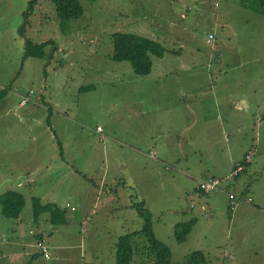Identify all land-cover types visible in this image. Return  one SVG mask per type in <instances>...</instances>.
I'll return each instance as SVG.
<instances>
[{"label": "rangeland", "instance_id": "obj_1", "mask_svg": "<svg viewBox=\"0 0 264 264\" xmlns=\"http://www.w3.org/2000/svg\"><path fill=\"white\" fill-rule=\"evenodd\" d=\"M27 2L28 0H0V63L7 65L11 61L15 63L21 56L23 46L15 28L22 21V11ZM214 2L220 3V6L216 7ZM80 3L83 6V13L77 18L61 22L55 14L51 0H36L29 18L31 23L27 27V35L33 41L53 39L59 47L49 56L52 45L47 44L37 55L31 57V77L34 79V69L41 62L40 72L44 70L42 78H45L44 80L37 78L30 83L35 91L33 96L43 93L45 100L56 102L57 109L58 104L63 106L69 99L75 105L76 98L81 96V100L77 102L78 112L76 114L70 112L72 117L77 115L78 119L84 121L98 120L101 125L104 127L107 125L113 130H118V125L122 123L118 117L123 115L124 110L119 104L122 90L133 86L131 82L121 85L122 82L119 83L118 80L108 83L109 81L105 79L109 67L116 68V72L119 71L117 69L119 67H115L118 66V62L112 60L109 55L112 49L110 35L117 30L136 32V29L140 31L144 29L146 31L141 33L145 36L157 40L169 37L168 41H180L184 47L185 61L191 65L197 64L194 71L198 77L210 76L213 85L211 87L214 89L216 82L213 80L217 81L220 75L217 66L228 64L231 69L227 74L231 72L234 76L245 74L251 77L256 76L258 72L264 74V14L257 10L255 0H80ZM242 3H246V6ZM158 27L163 28L165 33L158 30ZM211 29L216 30L217 38L207 42L206 37ZM231 31L234 32L233 35ZM155 32L160 35L155 36ZM239 42L241 44H238ZM202 60L204 68L200 67ZM124 62L123 64L127 65H122L121 71L125 75L126 72H133L129 61ZM112 69L110 74L115 72ZM27 72L23 71L22 76L12 84V87H17L23 93L29 86L27 78L24 77V74L30 76V73L26 74ZM188 73V70L179 72L184 76ZM214 74L217 78L212 76ZM134 76H139L144 89L150 87L148 79L143 75ZM89 82H95L91 83V88L97 89L80 93V86ZM109 86H112V89ZM237 88L244 90L237 95L239 100L247 101L249 107L254 108L252 115L261 113L263 118L259 124L251 121L248 125L239 119L238 128L235 130L216 131V127L212 125L208 132L209 136L219 141V149L225 148L226 145L231 148V157L235 163H243L244 166L247 161L243 160L245 152H254L249 165L245 164L248 166L247 170L239 175H230L233 166L231 160L228 162L226 172L228 174H215L222 180V187L227 189L219 196L220 202H225L224 206L212 210L201 209L199 204L204 203V198L208 195L196 194L197 199L192 200L191 192L188 193L187 190L182 192L187 186L185 187L184 183L185 176L179 173L175 175L174 180H169L164 185L159 183L157 186L156 191L164 188L165 194L160 195L163 201L155 209L157 212H152V221L163 241L170 247L173 262L181 261L190 251L202 249L211 264H264V200L261 199L264 191V78L263 80L248 78L241 81ZM204 104L208 106L213 102L207 98ZM208 111L206 112L208 117H215L216 110ZM113 113L114 118H104V114L112 116ZM242 116L243 114H238L239 118ZM77 128L80 130L84 126L78 124ZM35 131H26L23 136L32 137ZM47 132L49 136V131ZM193 132L194 130L190 133ZM206 133L207 131H204L201 135L198 130L200 137L204 138L207 136ZM119 136L125 139L124 136ZM114 140L123 143L122 138ZM95 142L101 155L102 143L97 138ZM107 150L105 156L102 154V161L105 159V162L101 161L94 169L92 178L99 183V176L103 173L102 167L105 164L107 173L103 188L111 187L113 192L110 194L104 190L98 203L94 206L92 201L86 208L91 217L90 221L82 216L83 209L79 208L80 194L72 192L73 188L80 191L85 188L67 181L58 188L50 186L56 179L52 177L42 184H37L34 190H54L56 193L50 195L58 197L59 206L68 199L76 207L68 211L66 224L57 225L50 223V220H44L45 223L38 226L31 219L33 209L30 198L26 199L19 214L22 217V227H19L21 231L17 230V227L21 226L17 217L4 216L0 211V264H104L111 256L115 257L119 227L123 226L124 230L130 231L133 227H139L142 220L134 208L129 209L127 206L128 194L131 191L128 192L127 180L119 176L120 150L115 146H110ZM127 155V153L123 155L122 160L127 159ZM222 156L225 158V155ZM143 163L148 168L150 161ZM179 163L169 162L172 167L164 170V174L167 177L172 175L173 164L180 169H186L188 164L198 162L182 159ZM146 173L147 171L139 166L140 177ZM153 179L160 182L159 176L155 175ZM165 182L167 180L164 178L163 183ZM90 186L92 187V184ZM244 186L249 187L252 193L246 194L241 191ZM228 192H232L235 197L229 199ZM181 193L183 197L180 196ZM249 196L262 208L255 206L252 201L245 202ZM109 199L112 201L109 202ZM227 201V207L231 206V213L227 212ZM193 204L195 205L193 212L183 214V211ZM231 214L233 220L230 223ZM42 215L43 212L39 217ZM191 215H195L200 221L193 229L191 227L193 231L187 240L179 242L171 232V225L178 221H187ZM159 227L163 228L162 233L159 232ZM41 228L45 235L40 243L48 246L50 257L46 259L39 254L30 258V253L24 255V251L34 252L38 249L33 243L30 244L28 236H33L30 230L35 233V230ZM167 228L168 232L165 231ZM141 242L138 238L132 264H151L145 258L139 261L137 251L142 246Z\"/></svg>", "mask_w": 264, "mask_h": 264}, {"label": "crops", "instance_id": "obj_2", "mask_svg": "<svg viewBox=\"0 0 264 264\" xmlns=\"http://www.w3.org/2000/svg\"><path fill=\"white\" fill-rule=\"evenodd\" d=\"M215 6L219 7L220 3L217 2ZM157 25L159 26V24ZM17 27L18 25L15 28L16 33H18ZM158 30L165 33L163 28L158 27ZM135 31V33L145 36L141 31L146 30L141 29L140 31L136 29ZM209 33L213 34L211 40L217 38L216 30L211 29ZM208 34L206 41L211 42V40H208ZM231 34L233 35L234 32L231 31ZM154 35L159 36L160 34L155 32ZM19 37L21 38V41H19L23 46L19 60L15 63L11 61L8 65L0 63V90H5L4 95L0 98V193L6 189H15L24 195L25 202L27 198H30L31 201L32 196H37L42 203H52L54 206L65 211V223L57 224L62 225L68 222V211L74 210L76 207L68 199H65L63 204L59 206L57 204L58 197L50 195L51 193H56L54 190L35 191L34 188L37 184H42L51 177L56 179L50 186L57 188L64 185L66 181L75 185L80 184L85 189L80 191L73 188L72 192L80 194L79 208L83 209L82 216L90 221L91 217L86 208L91 205L92 201L95 206L104 190L110 194L113 192L111 187L110 189L103 188L106 184L107 173L105 164L102 167L103 173L99 176V183L92 178V174L94 169L100 165L102 154L105 156L108 153L107 148L115 146L120 150L121 154V162L119 163L121 175L119 176L127 180L129 186L128 192L131 191L128 194L129 202L127 206L129 209L134 208L131 205L133 202L143 200L151 214L153 211L157 212L155 209L163 201L160 195L165 194L164 188L161 191H156L158 184L164 185L169 180H174L177 173L185 176L184 183H186L185 187H187L182 192L185 190L188 193L191 192L190 195L193 196L191 197L192 200L197 199L196 194L208 195L204 198V203L201 202L199 204L201 209L212 210L224 206L225 202L221 203L219 196L221 192H226L224 191L227 190L226 188L221 187L205 192L200 190L197 185L200 178L209 176L219 177L215 174H228L226 172H228V162L230 160L233 165L232 169L237 164L231 157V148L226 145L225 148L221 147L219 149V141L209 136L208 132L212 128V125L216 127V131L225 129L235 130L238 128L239 119L245 125H248L251 121L259 124V121L263 118L262 114L252 115L254 108L249 107L247 101L239 100L237 93L244 90L237 88V86L240 85L241 81H246L248 78L263 80V73L258 72L256 76L252 75L251 77L242 74L237 75L239 76L237 77L231 72L227 74L231 69L228 64L217 66V71L220 75L217 81L216 79L213 80L216 82V89H214L211 87L213 85L210 82V76H205L204 78L198 77L194 71V67L197 64L191 65L185 61L184 47L180 41H168L169 37H164L160 40L155 39L165 47V50L162 54H150L152 61L151 69L149 73L143 75L150 83L148 89H144L139 76H134L137 75L135 72H126L127 75H125L121 71V67L127 65L123 64L125 60L117 61L118 66L115 67H119L117 68L119 69L118 72H116V68L114 67L113 69L111 67L108 68L109 75L105 76V79L109 81L108 83L118 80L119 83L122 82L121 85L131 82L130 84L133 86L132 88L129 86L128 89L122 90L119 104H121L124 110L123 115L118 116L120 117L119 120H122V123L118 125V130H113L112 128H108L107 125L104 127L98 120L95 122L91 120L84 121L78 119L77 115L76 117H72L70 112H74L75 114L78 112L77 102L81 100V96L76 98L75 105L72 104L70 99L63 106L58 104L59 109H57L56 102L51 103L45 100L43 93L40 92L36 96H33L35 91L30 83L37 78L44 80L45 78H42L44 77V70L42 69L40 72L42 65L40 62V65L34 69V79L31 77L30 59L37 55L39 50L34 55L23 57L24 38L20 34ZM174 44H177V46ZM238 44H241V42ZM193 57L197 56L193 55ZM202 62L203 60L200 63V67L204 68ZM110 69L115 70V72L110 74ZM183 70H188L189 73L185 76L179 74ZM23 71H28L26 74L30 73V76L24 74V77L27 78L26 82L29 84L24 93L17 87H12L13 82H16L22 76L21 73ZM212 76L217 78L215 74ZM11 80H13L12 83ZM91 83L95 84V82L85 84L87 86L86 89H82L85 86L82 84L79 88L80 93L96 90L97 88L95 87L91 88ZM109 87L112 89V86ZM30 89L33 90L30 94L31 100L21 105V96L27 94ZM207 98L212 100V105L207 106L204 104ZM215 110V117H208L206 115L207 111L213 112ZM239 113L243 114L240 118L238 117ZM114 117V113L112 116L104 114V118ZM78 124L83 125L84 128L79 130L77 128ZM97 125L102 127L101 133L96 130ZM31 130H36L34 136L28 138L23 136L24 132H30ZM192 130L194 132L191 134ZM198 130H200L201 135L204 131H207V136L205 135L204 138L200 137ZM47 131H49V136ZM118 134L124 136L125 139ZM108 137L109 139H107ZM118 137L122 138V144L120 143L121 141L116 142L114 140ZM96 138L102 143L101 155L98 144L95 142ZM248 152H250L251 156L244 163L243 169L236 175H232L231 170L229 172L231 176H237L242 171L247 170L248 166L246 165H249V161L254 156V152L247 151L244 154L243 160ZM126 153L128 154L127 159L122 160V156ZM222 155H225V158ZM220 158L222 159L221 161ZM182 159H186V161L194 160L198 163L188 164L186 169H180L173 164L174 171H171L172 175L168 176V178L164 174V170L171 169L172 166L169 162L180 164L179 162ZM146 161H150L148 168L143 163ZM102 162L104 163L105 159ZM139 166L147 171L142 177L138 174ZM219 170H222V172ZM89 173L90 175H88ZM155 175L160 177V182L153 179ZM198 175L202 177H198ZM164 178L167 180L165 183H163ZM90 184H92V187ZM241 191L246 192V194L252 193L247 186H244ZM253 192L255 194V189ZM180 196L183 197L182 193ZM109 197L113 198L112 196ZM132 197L135 200L132 201ZM228 198L233 199L229 195ZM261 199L264 200V191L261 194ZM110 201L112 199H109ZM250 201H252L251 196L245 200V202ZM253 204L262 208L260 204L254 202ZM227 205L228 201L226 207ZM194 207L195 205L193 204L192 207L185 209L183 214L192 213ZM227 212L231 213V206L227 207ZM155 214L158 216L157 213ZM38 217L36 219L33 215L31 217L38 226L44 224V220L49 221L48 212H43V215ZM17 218L21 224V226L17 227V230L21 231L19 227H22V217L18 215ZM38 219L41 220L39 221ZM188 220H192V229L200 221L195 215H191ZM232 220L233 215L231 214L229 216L230 223ZM142 223L143 221L139 222L140 226L133 227L130 231L140 229ZM177 223L171 225L173 236ZM152 228L155 236L163 241V237L157 232L153 221ZM192 229L189 230L183 241L187 240V237L193 231ZM30 231L33 235L28 236L30 244L33 243L38 249L34 252L24 251V255L30 253V258L39 254L43 256L38 246L42 242L45 231L43 228L35 230V233L33 230ZM165 231L168 232V228ZM125 232L128 231L124 230L123 226L119 227L117 237ZM159 232H163L162 227H159ZM163 242L165 243V241ZM139 261L141 260L139 259ZM113 263L114 258L112 256L108 258V261L104 262V264Z\"/></svg>", "mask_w": 264, "mask_h": 264}, {"label": "trees", "instance_id": "obj_3", "mask_svg": "<svg viewBox=\"0 0 264 264\" xmlns=\"http://www.w3.org/2000/svg\"><path fill=\"white\" fill-rule=\"evenodd\" d=\"M59 21L77 18L83 13L80 0H51ZM244 1V0H243ZM258 11L264 14V0H255ZM36 0H28L22 11V21L17 27L18 33L24 38L23 57L34 55L38 50L51 44L49 56L57 49L53 39L33 41L27 35V27L30 25V15ZM246 6V3H242ZM253 8V7H252ZM112 50L110 58L115 61L127 60L130 62L133 72L139 75L149 73L152 65L151 53L162 54L165 47L157 40L131 31L117 30L111 33ZM85 87V86H83ZM87 88V87H85ZM5 90H0V98ZM246 162V161H245ZM201 190V189H200ZM33 216L36 219L42 212L49 213V220L53 224L65 223V211L52 203H42L37 196L31 198ZM25 204L24 195L15 189H6L0 193L1 213L7 217H17ZM142 218V226L138 230L128 231L117 237L115 244V257L113 264H132L136 253L137 239H141L138 248V257L148 259L151 264H211L205 253L196 249L185 254L179 262L171 260L170 247L158 239L152 228V217L143 200L131 204ZM192 226V220L181 221L175 225L174 236L178 241H183ZM145 249H144V248Z\"/></svg>", "mask_w": 264, "mask_h": 264}, {"label": "built area", "instance_id": "obj_4", "mask_svg": "<svg viewBox=\"0 0 264 264\" xmlns=\"http://www.w3.org/2000/svg\"><path fill=\"white\" fill-rule=\"evenodd\" d=\"M215 5H217V2H215ZM212 38H213V34L209 33L208 34V40H211ZM32 92H33V90L30 89L27 94H23L21 96V99H20L21 105H24L29 100H31L30 94ZM96 130L99 133H101L100 131H102V127L100 125H97ZM250 156H251V154H250V152H248L245 155V159H249ZM243 167L244 166L242 163L235 164L232 171H231L232 175L238 174V172L241 171L243 169ZM197 185H198V188L201 189L202 191L208 192V191L213 190V189L221 188L222 187V180L218 177L209 176V177L200 178L198 180ZM228 195L230 198L235 197V195L232 192H230ZM38 247H39V250L41 251V253L43 254L44 257L48 258L50 256L49 248L47 245H45L43 243H39Z\"/></svg>", "mask_w": 264, "mask_h": 264}]
</instances>
